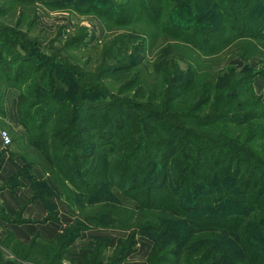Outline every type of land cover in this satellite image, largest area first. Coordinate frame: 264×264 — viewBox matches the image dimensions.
<instances>
[{"label": "trees", "instance_id": "obj_1", "mask_svg": "<svg viewBox=\"0 0 264 264\" xmlns=\"http://www.w3.org/2000/svg\"><path fill=\"white\" fill-rule=\"evenodd\" d=\"M91 2L73 7L132 31L114 30L113 56L92 71L48 59L27 74L0 48V84L18 91V125L75 218L66 241L112 228L152 241L146 264H264V103L257 72L227 64L264 47V0ZM142 28L165 43L149 66L141 57L154 41ZM94 254L86 259L96 264ZM42 255L22 246L23 262L0 264H54Z\"/></svg>", "mask_w": 264, "mask_h": 264}, {"label": "rangeland", "instance_id": "obj_2", "mask_svg": "<svg viewBox=\"0 0 264 264\" xmlns=\"http://www.w3.org/2000/svg\"><path fill=\"white\" fill-rule=\"evenodd\" d=\"M62 1L66 6L56 8L51 0H0V48L3 50V61L11 68H15L19 61L24 62L27 67L25 72L28 74L33 71L34 66L52 59L56 63L61 62L60 65L67 60L73 64H82L87 71H92L102 58L113 56L115 50L108 40L115 36L112 34L114 30L119 29L118 33L123 36L132 33L129 29L111 27L104 16L83 13L73 7L75 4L80 6L92 1L91 3L98 6H108L105 2H112L116 6L114 8L121 9L124 3L131 0ZM255 25H259V21L251 24L253 28ZM131 26L133 25H128ZM142 30L152 35L154 41L141 57L145 58L143 63L149 66L158 49L165 43L156 31L146 28ZM263 48L258 45L252 49L251 54L255 53L257 57L245 61L240 53H235L228 59L227 64L238 69L247 65L251 71L257 72L253 89L254 83L260 81L262 91L258 95L262 96L264 103ZM110 49V55L105 54ZM232 49L233 47L230 48ZM188 53L190 52H183L184 59L188 57ZM180 66L185 68V62L181 61ZM17 93V89L6 88L0 84V132H7L11 138L9 146L0 145L1 259L23 262L16 257V251L25 246L33 257L39 255L38 258L43 260L44 254L54 264H94V260L86 259L94 257V252L99 254L96 264H146L153 243L144 235L131 236L119 229L90 227L81 230L74 237L72 235L66 241V234L75 218L61 187L45 171L42 160L29 146L23 128L18 125ZM255 93L257 94L256 91ZM13 118L14 124L11 121ZM6 192L13 196L9 197ZM5 203H15V207L11 210ZM225 208L227 211H239L238 206L233 203ZM55 239L58 242L54 244ZM129 240L133 242L129 246L130 253L122 258L120 254ZM51 246L56 250L54 253ZM224 248L230 252L233 249L231 245ZM57 252L59 253L56 256L53 255ZM26 263L28 262H24Z\"/></svg>", "mask_w": 264, "mask_h": 264}, {"label": "crops", "instance_id": "obj_3", "mask_svg": "<svg viewBox=\"0 0 264 264\" xmlns=\"http://www.w3.org/2000/svg\"><path fill=\"white\" fill-rule=\"evenodd\" d=\"M256 80V79H255ZM255 83H256V85H255ZM254 83V89H255V91L257 92V94H260L261 93V91H262V89H261V82L260 81H256ZM258 89H257V88ZM258 90V91H257ZM12 121V124H14V118H13V120H11ZM0 145L2 146V144H1V140H0ZM4 172V171H3ZM2 172V173H3ZM3 175V174H2ZM0 177H1V173H0ZM6 194L9 196V197H12L13 195L11 194V193H8V192H6ZM4 200V202L6 201V198H4L3 199ZM6 204V207H8L9 209H11V210H13V207H15V203H5Z\"/></svg>", "mask_w": 264, "mask_h": 264}, {"label": "built area", "instance_id": "obj_4", "mask_svg": "<svg viewBox=\"0 0 264 264\" xmlns=\"http://www.w3.org/2000/svg\"><path fill=\"white\" fill-rule=\"evenodd\" d=\"M0 140H1L2 146L4 147L9 146L11 144V138L8 135V133L5 131L0 132Z\"/></svg>", "mask_w": 264, "mask_h": 264}]
</instances>
